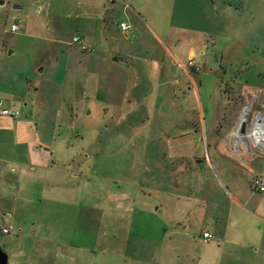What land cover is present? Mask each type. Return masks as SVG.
I'll return each mask as SVG.
<instances>
[{
  "label": "rangeland",
  "instance_id": "374dc122",
  "mask_svg": "<svg viewBox=\"0 0 264 264\" xmlns=\"http://www.w3.org/2000/svg\"><path fill=\"white\" fill-rule=\"evenodd\" d=\"M3 1L0 45L17 42L21 31L11 33V26H20L27 14L50 22V34L44 27L24 41L28 50L10 47L0 57V98L6 108L20 112L15 118L0 114V246L10 255L9 264H197L196 253L203 246L188 243L190 249L179 244L181 234L169 222L182 212L181 205L204 203L198 194L212 178L200 179L194 190L190 175L174 172L181 163L198 165L195 158L205 161L204 172L210 169L205 133L211 116L226 110L221 133L223 124L233 125V113L244 111L247 98L240 96L233 81L243 85L257 73L264 79V63L251 67L245 58L254 53L264 58V43L261 50L245 43L240 56L235 41L225 62L218 61L222 49L208 53L209 63L196 64L202 70L199 101L191 93L193 86L190 93L184 87L190 94L185 101L182 94L168 98L159 90L154 73L141 83H124L102 65L82 61V54L100 52L84 40L80 42L90 52H83L73 40L85 37V30L98 40L104 0ZM173 4L174 0L140 3L166 30L171 21L165 9ZM15 5L24 8L15 10ZM108 6L114 9L111 2ZM146 34L138 31L135 42H150ZM47 47L50 61L42 62ZM14 49L17 52L9 54ZM149 55L162 58L157 50ZM177 81L185 83L168 76V91L178 89ZM129 90L134 92L130 100L125 97ZM252 109V118L264 113ZM29 155L50 158L53 169L37 166L35 171L31 164L19 165L16 158ZM128 204L133 210H125ZM162 222L168 223L166 233L161 232ZM5 225L14 231L4 234ZM188 226L181 232L185 239L198 238L199 224ZM189 250L195 254L182 257Z\"/></svg>",
  "mask_w": 264,
  "mask_h": 264
},
{
  "label": "crops",
  "instance_id": "0c3cea01",
  "mask_svg": "<svg viewBox=\"0 0 264 264\" xmlns=\"http://www.w3.org/2000/svg\"><path fill=\"white\" fill-rule=\"evenodd\" d=\"M119 1L118 4L115 0L103 1L99 18L104 20V24L101 26L98 40L88 35L86 30L85 37L80 38V41L84 40L100 52L82 54V61L90 66L92 62L102 65L116 80L124 83H141L149 77V73H154L161 84L159 90L167 92L168 98H177L182 94L186 101L193 86L191 93L195 101H199L197 92L200 91L197 89L202 86V70L192 69L191 63L195 66L203 64L204 67L209 63L208 53L222 49L219 51L218 61L225 62L230 57L229 53L235 41L239 42L240 56L246 50L245 43L248 46L254 43L253 46L258 50H261L264 43V0H174V4L165 9L168 16L170 14L169 30L165 29L163 22L154 21L151 11L141 7L142 0H132L129 3L125 0ZM109 2L114 9L108 6ZM15 6L18 7L15 9ZM15 6V10L24 8L23 5ZM42 10L41 8L39 12L42 13ZM13 18L15 21L19 17ZM9 20L10 18H7L6 27ZM20 20V37L17 42L0 45V57L4 52H8L10 47L28 50L24 41L34 38L41 30H45L44 27H47L46 32L50 34L49 20L43 23V20L40 21V18L33 14H27ZM121 24H126L128 29H120ZM14 25L16 23L12 24L11 33H14ZM7 31L8 29L5 33ZM138 31L147 33L150 42L136 43L135 34ZM151 49L160 51L162 58L149 57ZM16 52L14 49L9 54L14 55ZM44 55L45 60L42 62L50 61V48L45 49ZM139 55L149 58L138 59ZM245 58L251 67L264 63V58L256 53ZM75 61L77 59L72 62ZM170 74L173 77H181L185 83L177 81L178 89L168 91L166 80ZM63 76H66L65 73ZM25 77L28 78V75ZM233 83L236 84L237 91H240V96L247 98V104L244 111L233 113V125L225 123L221 126V133H218V130L226 110H221L216 118L211 116L209 133H205L210 141L207 163L211 170L204 172L205 161L201 164L198 160L202 158H195L198 165L190 168L189 165L181 163L174 172L190 175V185L194 190L200 185V179L207 175L212 178L210 186L204 190L201 188L202 193L198 194L200 200L205 198L204 203L181 205L182 212L170 218L169 222L174 226L176 233L181 234L177 239L179 244L190 249L192 248L188 243L203 246V251L196 253L200 254L197 264H264V193H258L252 187L256 177H260L264 182V153L258 152L247 142L240 133L239 126L247 120L250 112L253 113L252 108L257 112H264V79L261 73H257L249 76L243 85L237 80ZM186 86L189 93L183 91ZM133 93V90H129L125 92V97L130 100ZM131 103L132 101L129 102ZM203 109L206 113L204 105ZM259 118L264 121V116ZM196 133H199V130L196 129ZM36 144L39 145L38 142ZM16 160L22 166L31 164L35 171L37 166L44 170L53 169L49 164L50 158H31L29 155V158ZM36 160L41 162L37 164ZM184 178L188 177L182 176V179ZM181 184L185 185L184 181H181ZM127 199L131 200L129 197ZM131 202L135 206V202ZM130 206L126 205L125 210H133ZM160 209L161 207L156 208L155 212ZM167 211L166 209V216ZM191 222L199 224L198 238L194 236L192 240H186L185 233L181 232L188 230V224ZM168 229V223L162 222L161 232L166 233ZM204 232L213 235L211 243L205 244L202 241ZM193 254V250H189L182 257L189 259Z\"/></svg>",
  "mask_w": 264,
  "mask_h": 264
},
{
  "label": "built area",
  "instance_id": "2783aa9c",
  "mask_svg": "<svg viewBox=\"0 0 264 264\" xmlns=\"http://www.w3.org/2000/svg\"><path fill=\"white\" fill-rule=\"evenodd\" d=\"M120 29L126 31L128 29V26L126 24H121ZM19 31V25H14L12 27V32ZM73 44L79 46L82 51L84 52H90V49H88L86 46H84L78 38H75L73 40ZM191 67L196 68L199 70L198 67H196L193 63H191ZM0 114L5 117H11L15 118L20 115V112L18 110H12L5 107L4 101L0 98ZM259 116H264V114H256L253 116L251 120L250 127L248 128L246 134H242L245 139H247V142L260 150L262 153H264V125L261 122V119ZM253 190L258 193H264V182L260 177H256L252 182ZM14 231V227L10 225H5V228L3 230L4 234H11ZM213 235L209 232H204L202 236V241L205 244H209L213 241Z\"/></svg>",
  "mask_w": 264,
  "mask_h": 264
},
{
  "label": "water",
  "instance_id": "95a60500",
  "mask_svg": "<svg viewBox=\"0 0 264 264\" xmlns=\"http://www.w3.org/2000/svg\"><path fill=\"white\" fill-rule=\"evenodd\" d=\"M6 4L5 1L0 0V6H4ZM18 7V6H17ZM15 6V9L17 8ZM117 61V59H116ZM242 117V114L240 116V118ZM251 120H252V112L249 113V115L247 116V120L245 122H242L239 126H240V133L241 134H246L250 124H251ZM201 164L203 162H200ZM9 255L3 250V248L0 246V264H9Z\"/></svg>",
  "mask_w": 264,
  "mask_h": 264
},
{
  "label": "bare ground",
  "instance_id": "6f19581e",
  "mask_svg": "<svg viewBox=\"0 0 264 264\" xmlns=\"http://www.w3.org/2000/svg\"><path fill=\"white\" fill-rule=\"evenodd\" d=\"M261 119V118H260ZM262 124L264 125V121L261 119Z\"/></svg>",
  "mask_w": 264,
  "mask_h": 264
}]
</instances>
